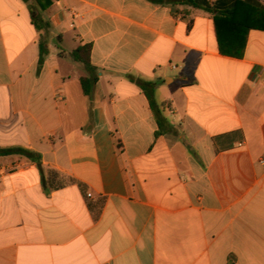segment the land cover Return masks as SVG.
<instances>
[{"label": "crops", "instance_id": "1", "mask_svg": "<svg viewBox=\"0 0 264 264\" xmlns=\"http://www.w3.org/2000/svg\"><path fill=\"white\" fill-rule=\"evenodd\" d=\"M43 17L0 0V150L43 164L0 154V264H264V32L234 58L185 5L53 0ZM86 45L93 70L71 56Z\"/></svg>", "mask_w": 264, "mask_h": 264}, {"label": "trees", "instance_id": "2", "mask_svg": "<svg viewBox=\"0 0 264 264\" xmlns=\"http://www.w3.org/2000/svg\"><path fill=\"white\" fill-rule=\"evenodd\" d=\"M29 4L31 20L36 30L39 32L46 31L50 28V23L43 17V12L46 11L53 3V0H23ZM154 3H173L176 5H185L193 9L203 10L214 17L215 32L218 42V50L220 54L228 57L242 58L248 42V35L251 30H259L264 32V5L257 0H217L212 3L210 0H151ZM230 2L231 7L225 8L224 4ZM248 6L249 14L244 20L237 18V11L240 6ZM40 68L44 65L49 56L48 43L44 38H41L40 43ZM91 46L86 45L73 51L72 58L83 64L88 69H94L90 61ZM96 77H88L82 79L83 90L86 95L93 92ZM148 86L149 84H144ZM152 106V104H151ZM160 130L163 128L162 121L159 117L157 108L152 106ZM1 155H18L23 156L30 162L37 164L43 169L42 157L29 149L16 148L9 150H0ZM55 177L60 175L51 171ZM46 182V179L44 180Z\"/></svg>", "mask_w": 264, "mask_h": 264}, {"label": "built area", "instance_id": "3", "mask_svg": "<svg viewBox=\"0 0 264 264\" xmlns=\"http://www.w3.org/2000/svg\"><path fill=\"white\" fill-rule=\"evenodd\" d=\"M78 20H79V19H78L77 16H74V17H73V23H72V27H73V28H76V25H77V23H78Z\"/></svg>", "mask_w": 264, "mask_h": 264}]
</instances>
